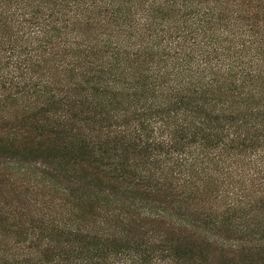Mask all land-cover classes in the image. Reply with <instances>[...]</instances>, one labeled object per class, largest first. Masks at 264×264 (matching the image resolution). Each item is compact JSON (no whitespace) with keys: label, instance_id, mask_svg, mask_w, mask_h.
<instances>
[{"label":"trees","instance_id":"obj_1","mask_svg":"<svg viewBox=\"0 0 264 264\" xmlns=\"http://www.w3.org/2000/svg\"><path fill=\"white\" fill-rule=\"evenodd\" d=\"M259 12L264 0H0V47L16 58L4 76L0 64V105L21 114L0 134V175L9 171L16 189L0 197V230L11 237L0 264H204L178 242L125 246L118 227L146 207L166 215L134 197V180L202 195L230 181L221 161L234 178L235 162L247 173L234 180L244 203L225 192L226 210L264 200ZM30 162L38 167H22ZM19 190L30 191L21 202ZM105 217L113 223L95 228Z\"/></svg>","mask_w":264,"mask_h":264},{"label":"rangeland","instance_id":"obj_2","mask_svg":"<svg viewBox=\"0 0 264 264\" xmlns=\"http://www.w3.org/2000/svg\"><path fill=\"white\" fill-rule=\"evenodd\" d=\"M218 4L220 5L222 4V2H219ZM209 6L212 7L211 5ZM213 6L214 9H211L210 13L213 15H219L220 9L214 4ZM28 10L29 8H26V12ZM211 14L208 15H210V17H213ZM257 17L259 20H261V22L258 21L260 27L264 28L263 12L257 13ZM162 24L165 23L163 22ZM4 49V46L0 47V64L2 66L8 67L7 69H2V76H4V71L9 70V68H13L14 63L16 62V58H11V60H7L8 56L10 55H8L7 52H3ZM75 78V80L80 79V77ZM38 82L41 84V79L36 80V82H33L32 84H38ZM21 85L22 84L19 83L17 86L20 87ZM55 87L56 89H59V86ZM4 88H9V85H4ZM11 91H13V89ZM4 94L5 92H2V90H0V101L2 100V96ZM97 97L98 96H96V98ZM52 106L54 107V105ZM14 111H17L18 113L20 112L18 108H2L0 105V134L12 132L9 131V129L16 128L15 125L20 124L21 114L19 113L18 117H14L16 114ZM56 114L57 116L60 115L59 113ZM212 115L214 114L211 113L208 116ZM57 116H53V118L56 119ZM112 122L113 121H109V123ZM151 126L154 128L152 130L154 133L151 135L150 138H152L153 136L154 140H156L158 135V131L156 129H158V126ZM25 147L28 150L29 146ZM255 150L256 149H254V151ZM251 152H253V150L249 153ZM228 156H234V153L231 152L228 154ZM31 158L32 157H30L29 155H25V160H34ZM235 165L239 178H234V164L230 165L229 162H223L222 164V161L220 163H217V167L222 170L220 175H229L230 181L223 182L225 185L229 184L228 187H226L225 185L219 186L217 191H215L216 189L213 187L210 192H205V194L197 196H187L189 195L187 193L180 194L182 193L181 191L178 190L177 192L170 188H160L158 186L152 187L151 182L149 184L142 185V183L139 184L136 180H134V182L130 184V187L137 186L136 188H133L137 191V195H135L134 197L145 205L163 209L166 215H164V217L159 218H155L150 214L147 215L149 207H146L145 211H140V217H138V222L134 221L130 226H127L128 224H125L124 226L123 224L119 225V229H117H122L123 235H125L124 243H121H123V245L125 246L130 247H134L137 244L141 243V247L143 248L146 246L151 247L152 242H154L155 244L152 246L155 247L160 244L163 245L162 248L168 249L169 242H178V244L180 245L179 248L182 249V251L193 249V252L201 257L200 260H202L204 264H264V200H262L260 203L256 202L257 199L253 200L254 202L252 201L251 203V205L254 206L253 208L248 209L242 206L244 200L241 196H243V194L242 192L240 194L239 192L235 191L234 180L238 179V182L241 181L243 176H247V173L245 170L242 171L240 167L237 166L239 165L238 162H235ZM22 167L28 170L32 168H37L38 165H32V162H30L22 165ZM211 167L212 166H208V168ZM77 170H79V168H76V171ZM208 170L210 173H212L210 169ZM1 173L2 175H0V197L4 196L5 194L7 195L10 192L16 193V189L13 188V185L10 184L7 176L5 175H9V171ZM11 173L14 174L13 172ZM21 173H23V170H18L17 174L14 175V178H17V176H21ZM36 174H33L29 177L30 183H32V179L34 176L36 178L35 180H37V184L40 186L41 182L38 178L42 176ZM119 183V185L123 186L122 188H126L124 183L121 182V180L119 181ZM134 183L138 184L135 185ZM225 192H232V195H228L230 196L228 203H230L232 200L243 202L242 204H240V207H237L239 209H225L226 205H223L227 204L226 202L224 203L223 199L227 197ZM28 194H30V191L25 192L23 190H19L18 200L21 202L23 198H28ZM248 196L250 195H247V199L252 200ZM2 199L3 198H0V200ZM230 208H234V205ZM105 219L107 218L105 217ZM179 220L184 223H180ZM186 222L187 224L188 222L193 224V228L195 230L193 228H190L189 225L185 224ZM112 223L113 222H111L108 218L107 222L103 224V226L99 223L95 225V228H106V226L109 227ZM208 230H212V232L214 231L216 234H219V236L225 238V244L221 245L219 243H216V241L212 240V237H209L210 232ZM205 238L209 239L205 240ZM10 239L11 237L9 235L7 236V234L0 230L1 244L7 245L10 242ZM258 241L261 242L259 243ZM234 243L237 245L236 247H234ZM239 249L242 251V255L234 254V250L238 251ZM258 252H260L261 254H259ZM196 262L198 264H201L198 261ZM1 263L9 264L10 261L9 259H7L6 261Z\"/></svg>","mask_w":264,"mask_h":264}]
</instances>
